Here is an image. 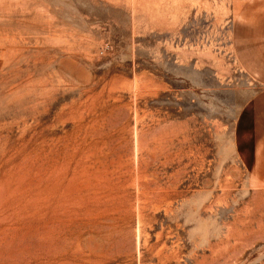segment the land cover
I'll return each instance as SVG.
<instances>
[{"label":"rangeland","instance_id":"rangeland-1","mask_svg":"<svg viewBox=\"0 0 264 264\" xmlns=\"http://www.w3.org/2000/svg\"><path fill=\"white\" fill-rule=\"evenodd\" d=\"M239 1L0 0V264H264Z\"/></svg>","mask_w":264,"mask_h":264},{"label":"crops","instance_id":"crops-1","mask_svg":"<svg viewBox=\"0 0 264 264\" xmlns=\"http://www.w3.org/2000/svg\"><path fill=\"white\" fill-rule=\"evenodd\" d=\"M177 17L176 14L169 20L178 21ZM229 35L232 37L229 57L260 88L239 92L238 98L244 101L239 102L238 110L239 128L249 131L245 140L248 149L242 162L248 165L249 179L264 183V0L239 1Z\"/></svg>","mask_w":264,"mask_h":264}]
</instances>
